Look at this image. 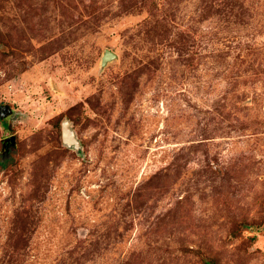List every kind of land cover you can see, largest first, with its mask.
Instances as JSON below:
<instances>
[{"label":"rangeland","instance_id":"374dc122","mask_svg":"<svg viewBox=\"0 0 264 264\" xmlns=\"http://www.w3.org/2000/svg\"><path fill=\"white\" fill-rule=\"evenodd\" d=\"M0 105V264H264V0H0Z\"/></svg>","mask_w":264,"mask_h":264},{"label":"water","instance_id":"95a60500","mask_svg":"<svg viewBox=\"0 0 264 264\" xmlns=\"http://www.w3.org/2000/svg\"><path fill=\"white\" fill-rule=\"evenodd\" d=\"M114 57V54L109 51L105 50L102 56V62H106ZM11 113V109L7 105H0V114L5 116ZM61 132H62V140L64 143L68 145H75L76 139L74 137V134L72 130L70 129V125L68 121H63L61 123ZM13 137H9L6 139V141H13Z\"/></svg>","mask_w":264,"mask_h":264}]
</instances>
